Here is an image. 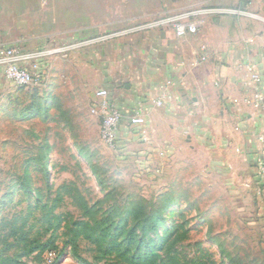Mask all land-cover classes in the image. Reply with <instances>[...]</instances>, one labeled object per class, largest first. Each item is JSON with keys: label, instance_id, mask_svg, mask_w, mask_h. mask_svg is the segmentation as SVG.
I'll list each match as a JSON object with an SVG mask.
<instances>
[{"label": "crops", "instance_id": "crops-1", "mask_svg": "<svg viewBox=\"0 0 264 264\" xmlns=\"http://www.w3.org/2000/svg\"><path fill=\"white\" fill-rule=\"evenodd\" d=\"M190 11H204L196 35L178 38L164 27L130 32ZM253 13L264 17V0H0V43L25 53L76 45L42 60L47 75L38 98L63 111L81 103L92 109L96 93L107 90L122 114L121 158L260 198L264 114L246 100L253 71L264 93V20ZM33 15L42 18V32L15 38ZM28 94L0 70V122L13 121L15 99ZM135 117L145 123L132 124Z\"/></svg>", "mask_w": 264, "mask_h": 264}, {"label": "rangeland", "instance_id": "rangeland-1", "mask_svg": "<svg viewBox=\"0 0 264 264\" xmlns=\"http://www.w3.org/2000/svg\"><path fill=\"white\" fill-rule=\"evenodd\" d=\"M17 16L23 18V15ZM252 17L264 20L259 14L253 13ZM2 18L4 21L5 15ZM41 21L42 18L33 15L26 29L15 30V38L42 32ZM68 46L50 47L64 49ZM66 53L69 51L60 56ZM35 89H27L28 95L15 99L13 121L0 122L2 215L25 209L28 203L37 201L39 191L43 198L48 186L54 197L65 183H75L91 203L102 200L104 194L91 171V165H96L106 184L117 188L120 199L138 195L150 200L174 192L179 203L166 213V227L183 224L190 230L185 251L191 256L204 257L208 264H228V255L239 256L247 264H264L263 196L248 198L246 191L214 189L212 182L195 180L193 175L178 173L177 169L174 173H155L150 168H141L139 159L121 158L116 149L102 142L100 124L94 120L95 115L87 103L77 104L67 111L52 107L47 112L41 109L21 119V115L31 113L28 108L33 103ZM45 147L49 148L47 152ZM40 150L48 156L47 167L44 163L29 161ZM65 201L57 213L70 212L79 218L80 212L72 201L68 198ZM57 243L61 249L62 240ZM56 255L55 251H47L41 259L33 256L24 264H49ZM59 257L55 264H82L70 248L64 249Z\"/></svg>", "mask_w": 264, "mask_h": 264}, {"label": "trees", "instance_id": "trees-1", "mask_svg": "<svg viewBox=\"0 0 264 264\" xmlns=\"http://www.w3.org/2000/svg\"><path fill=\"white\" fill-rule=\"evenodd\" d=\"M34 92L28 108L31 113L21 119L51 108L38 98L39 89ZM47 159L40 150L29 161L47 167ZM91 171L104 194L95 203L75 183L63 184L54 197L48 186L46 196L42 198L39 191L37 201L6 215H2L4 197L0 198V264H24L33 256L39 260L47 251L57 252L55 264L67 248L82 264H208L204 257L185 251L190 234L185 225L166 227V213L179 203L174 192L150 200L138 195L120 199L121 194L106 184L98 166L91 165ZM66 198L80 212L79 218L70 212L57 213ZM227 259L228 264H247L239 256L228 255Z\"/></svg>", "mask_w": 264, "mask_h": 264}, {"label": "built area", "instance_id": "built-area-1", "mask_svg": "<svg viewBox=\"0 0 264 264\" xmlns=\"http://www.w3.org/2000/svg\"><path fill=\"white\" fill-rule=\"evenodd\" d=\"M224 12V11H216ZM229 13L233 11H228ZM236 12V11H234ZM233 12V13H234ZM204 11H190L179 14L173 17L153 20L143 25H138L131 29L130 32L142 30L156 29L160 27L171 28L178 38H183L188 35H196L199 28L203 24L202 16ZM108 37H102L100 40H106ZM93 43L87 41L83 45ZM76 45H69L66 48H51L46 51L22 52L18 48L5 47L0 43V70L6 80L10 81L17 89H44L46 72L42 66V60L46 56H53L67 52L73 49ZM29 65H28V64ZM262 77L257 71H253L251 75L252 88L251 98L246 100V104L253 109H256L264 114V93L261 88ZM97 103L92 108V114L100 120V136L102 142L111 149L117 148L118 132L121 124L122 114L117 105L111 100L107 90H100L96 93ZM169 96L167 93H162L157 101V106L161 107L164 101ZM145 120L142 117L132 119V124L141 125ZM264 157V144L262 148ZM260 176L264 179V161L259 167ZM54 261H49V264H54Z\"/></svg>", "mask_w": 264, "mask_h": 264}]
</instances>
